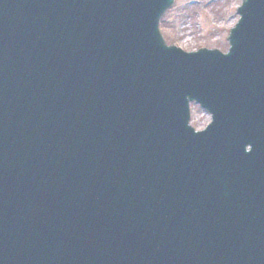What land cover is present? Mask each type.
<instances>
[{"label":"water","instance_id":"water-1","mask_svg":"<svg viewBox=\"0 0 264 264\" xmlns=\"http://www.w3.org/2000/svg\"><path fill=\"white\" fill-rule=\"evenodd\" d=\"M173 6L0 0V264H264V0L227 54Z\"/></svg>","mask_w":264,"mask_h":264},{"label":"rangeland","instance_id":"rangeland-1","mask_svg":"<svg viewBox=\"0 0 264 264\" xmlns=\"http://www.w3.org/2000/svg\"><path fill=\"white\" fill-rule=\"evenodd\" d=\"M242 0H175L162 19L161 30L168 45L186 52L201 48L229 50L227 37L237 24ZM211 116L192 106L191 125L198 131L211 123Z\"/></svg>","mask_w":264,"mask_h":264}]
</instances>
